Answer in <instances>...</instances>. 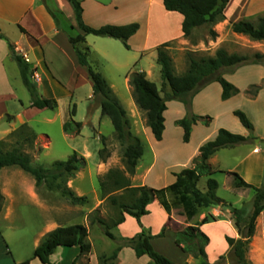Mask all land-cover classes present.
Returning <instances> with one entry per match:
<instances>
[{
	"label": "rangeland",
	"instance_id": "obj_1",
	"mask_svg": "<svg viewBox=\"0 0 264 264\" xmlns=\"http://www.w3.org/2000/svg\"><path fill=\"white\" fill-rule=\"evenodd\" d=\"M115 1L119 2L120 0H91L85 3L84 9L87 15L88 26L96 28L98 22L103 23L104 25L102 26L112 25L110 24V22L114 20L111 18L112 15L99 17L96 15L95 8L98 3L110 5V3H114ZM135 1L136 2L133 4L135 9H128V18L123 21V24L137 23L140 25L137 34L128 41L130 49H127L120 40L92 35L87 36L86 42L80 47L85 50L89 64L93 69L101 73L112 87L114 93L128 113L133 134L141 138L144 143V156L140 162L141 173L152 163L153 156L157 153L159 160L153 169L149 184H153L155 188H160L172 182V176L167 170L171 167L175 168L178 164L185 162L188 156L193 152L195 146L200 142L203 135V133L198 132L199 134H197L191 144H189L190 142L187 144L184 143V130L181 135L177 130L179 126L174 122L177 118L179 119L183 116V111L176 110L173 112L170 111V113L166 115V142L164 144L157 142L153 137L151 129L147 125L146 112L139 108L133 98L132 88L129 86L130 76L133 73H140L141 71L146 72L148 75L144 74L148 77L147 79L157 84L159 90H162L163 80L160 74V66L154 59L155 55H158V53L157 49H153L157 44H161L164 40H167L165 37H158L162 27L167 26L174 39L168 42L169 48L167 49V54L172 59L173 71L177 76L184 75L189 69L188 53H192L196 59L214 57L221 43L226 44V47L231 52H236L238 51L237 49L241 48V52L245 54L242 56L253 57L258 53H254L250 50L252 44L247 40L234 38L231 27L225 22L226 17L215 24L206 25L194 30L190 38H184L183 34H181L182 30H179L178 23V19L181 15L167 12L164 8L163 0H155L153 5L148 4L149 0ZM245 1L246 0H234L232 2V12L234 11V14H237L240 6ZM42 2L44 6L47 4L50 10L57 14L60 27L67 36L78 35L77 30H75L66 19L64 12L58 8V6L67 8L68 1L42 0ZM136 8H138L140 12L137 13ZM142 10L149 11L151 14L150 29L146 24L147 14H142ZM258 18L254 19L253 22L256 23ZM0 24L3 33L15 43L14 39L19 34L17 28L11 24ZM148 30L150 35L148 40L146 39L145 41V38L148 36ZM212 31L216 33V37H213L211 34ZM179 34L181 35L179 36ZM177 36L179 37L177 38ZM145 44L148 48L146 54L142 52ZM232 45L235 48H232ZM142 55H144V57H142ZM9 68L11 86L14 88L15 97L12 101L8 97H0V114L7 111L9 114L16 116L21 104H24L26 106L25 108L28 109L23 114L24 121H21L18 127L12 132L23 125H27L34 133L35 139L32 143H27V132L15 137H10L12 132L8 133L0 140V142L4 143V151L9 152L14 149H20L22 153L31 156L35 166H43L45 168H49L56 161L67 160L76 152L80 157L86 160V167L82 171L76 173L75 177L68 181V187L71 188L77 196H85L89 201L86 206H73L58 192H49L46 188L35 189V184L31 182L34 181L33 177L24 173L19 168H6L3 172L1 186L5 180L7 181L4 185L5 188L0 190L4 197L10 198L15 196V200L13 204H8L4 209V213L1 215L0 220V230L7 240L6 245L9 246V251H11V255L13 256L12 259H21L23 262L32 259L34 250L39 243L48 233L54 231L58 227L75 224L89 226L88 215L95 209H100L101 216L108 224H111L118 218L119 209L114 207L109 200L102 201L101 198L100 182L105 181L107 184L111 182L106 178L110 171H119L125 174V176L130 178L133 187L140 183L141 179L136 177V175L133 177L128 175L124 159L126 146L117 140L111 120L102 115L99 103L93 97L92 82L84 68L82 71L80 70L82 73L80 72L77 76H74L71 81L66 82L58 81L54 76L52 78L43 76L41 71H37L38 75L35 77V83L39 88V92L44 98L55 99L57 101L58 107L55 110H38L30 108V95L20 78L18 68L14 66L13 63H9ZM1 85L2 82H0V91ZM201 90H203V88H201ZM201 90L199 92H201ZM168 92H170V88L166 87L165 92H161V95L165 96V93ZM253 94H255V91ZM194 98L190 108L191 113L199 116L194 111L202 110V113H206L202 115V117L211 118V122H209L208 125L201 122L198 124L207 128L210 133L214 130L219 131L220 129H225L230 132L231 130H235V132H237L236 130L238 129L234 127L233 123L238 124L240 121L232 113L230 114V110L238 108L236 109L237 111L246 113L244 109H242L243 105L240 101H234L221 108L219 105L220 100L215 95H211L207 98H197L195 106L193 107ZM248 98L251 99L253 97L248 95ZM74 107H76L77 113L73 120L82 124V130L79 135L71 136L65 134L63 125L69 120L71 111ZM250 107L252 106L249 105L247 109L249 112L251 110ZM188 112L186 108L187 115ZM212 114L218 115L216 119L213 118ZM187 115L185 117H187ZM245 115L248 117L247 113ZM248 119L254 125L249 117ZM0 124L1 138V134L6 131L7 125L5 122H0ZM256 128V132L254 128L253 131L250 132L246 129L244 130V133L249 134V144L237 146L231 150H224L220 153L219 159L222 162V170H230V168L237 165L244 151L252 146L254 147V145L264 149V124L262 126L257 125ZM241 129L244 128L241 126ZM233 134L242 135L239 133ZM258 135L263 136V141L260 145H257L260 140ZM104 148H106L107 152L104 154L106 158L103 160L100 156V152ZM212 178L219 184L217 195L227 204L240 208L241 205L239 201L242 199L245 202L243 207L249 211L251 210L254 198L253 191L236 190L233 187L232 178H230V182L226 174L221 172L215 173ZM263 184L264 182L260 184V187H262ZM14 186L15 188H13ZM206 187L207 178H202L199 183V188L203 190ZM19 188H23L22 191L24 195L20 194L18 191ZM111 195H125L124 201H128L127 191L121 190ZM217 210H219V208H217ZM5 215L6 217L8 215L11 216L7 219L4 217ZM181 216L182 212L180 210L175 211L176 219H182ZM207 216L214 217L216 221L219 219L225 223V226L210 225L206 228V233L211 237V243L207 249L208 263L232 264V254L230 253V249H227L228 246L223 239V232L225 231V236L233 237L232 235L234 233H232L230 228L231 225L236 228L234 216L231 215L225 207H222L219 216H213L210 212H208ZM165 220L167 219H165L162 212H157L155 208H152V216L146 218L144 222L145 230L147 233L154 235L162 230ZM139 230L140 226L136 220L130 218L124 227L120 229L115 228L111 231L118 239V241H112L105 235L106 229L104 227L100 225L91 227L89 230V240L93 245V255L97 254L98 257L101 255H111L114 249L120 244L121 239L132 238L136 236L137 232H140ZM239 237H235V239H241L240 235ZM174 238L173 231L168 229L166 237L163 240H156L153 246L157 252L164 255L175 264H185L188 257L176 247ZM250 248L249 245L246 254L248 264H256V259L253 256L254 253L249 250ZM77 251V248H59L56 254L51 257V262L53 264H73L79 256L77 255L74 257ZM87 263V261L85 262L83 259H79L76 264ZM0 264L6 263L0 260ZM35 264H40V262L36 260ZM92 264H98V261L92 258ZM120 264H147V262H136L129 254H125ZM186 264H202V261H195L189 258Z\"/></svg>",
	"mask_w": 264,
	"mask_h": 264
},
{
	"label": "trees",
	"instance_id": "obj_2",
	"mask_svg": "<svg viewBox=\"0 0 264 264\" xmlns=\"http://www.w3.org/2000/svg\"><path fill=\"white\" fill-rule=\"evenodd\" d=\"M84 1L68 0L74 9L77 25L84 32V35H69V41L78 57L79 65L87 71L92 82L93 97L98 101L102 115L111 120L117 140L126 146L124 159L127 173L133 177L136 175L139 161L144 156V143L141 138L133 134L127 111L105 77L95 71L89 64L87 54L80 46L86 42L87 36L92 35L120 40L127 49H130L128 41L137 34L140 25L132 23L121 26L90 27L84 20ZM229 3L230 0H163V5L167 12L178 13L183 17L182 34L184 38H190L193 31L198 28L215 24L219 20L224 19ZM45 7L55 20L58 29L62 30L57 14L51 11L47 4H45ZM20 29L25 33L24 29ZM231 31L238 35L247 36L251 41L264 42V17H259L256 23L248 20L233 23ZM211 34L213 37L217 36L214 31ZM0 40H4L7 43L9 52L17 63L22 82L30 95L29 107L38 110H55L58 107L57 101L41 96L35 83L37 69L27 61L23 54L17 52L16 47L1 29ZM168 48L169 43H164L157 47V63L161 68V78L163 80L162 90H159L157 84L149 81L144 73H133L130 76L129 86L132 88L136 104L146 112L147 125L157 142L163 140L165 131L164 115L167 111V102H182L189 112L187 117L176 121V125L184 130L183 141L187 144L191 140L192 130L195 125L199 122L208 125L211 122L210 117L196 116L191 113L190 108L194 96L199 93L201 88L214 82L219 83L222 87L221 98L223 101L238 95L240 90L228 82L222 76L221 71L225 68H234L246 64H264V55L260 53L255 54L253 57L231 55L225 50L219 49L214 57L196 59L192 53H188L189 69L184 75L177 76L173 71L172 59L167 54ZM166 87L170 88V92L162 96L161 92L164 93ZM259 90V87L253 86L246 94L254 98ZM254 91L255 94H253ZM76 113V107H74L69 120L63 125V130L67 135L73 136L81 133L82 124L73 120ZM234 116L239 119L247 130L253 131V124L245 113L235 111ZM25 132L28 133L26 142L32 143L35 135L27 125H23L12 132L10 137L19 136ZM249 140L250 138L248 137L220 129L214 140L206 142L200 148V154L192 161V166L173 173L176 181L161 189H152L146 186L133 187L130 178L125 176V174L119 171H110L106 178L111 182L108 184L105 181L100 182L101 198L102 201L109 200L114 207L119 209L118 218L108 224L101 216L100 209H95L88 215L89 226L75 224L58 227L48 233L40 242L34 250L32 259L25 260L19 264H31L35 259L39 260L41 264H53L51 257L59 248H79V256L73 264H76L79 259H83L88 262L87 264H90V256L93 250L92 243L89 240L90 228L100 225L106 229L105 235L107 238L112 241H118L111 231L124 224L126 216L133 217L137 221L141 232L132 238L121 239L120 244L111 255L98 257V264H118L119 254L124 248L132 249L138 259L147 256L151 264H175L157 252L152 243L154 239L164 238L169 227H164L160 234L152 236L147 233L142 225V218L149 214L148 206L155 200L160 202L168 214H171L174 210H180L187 222L191 221L201 211L212 207L229 209L235 218V225L241 236L239 240L226 236V242L231 249L232 264H248L246 258L248 247L255 235L257 220L264 211V184L258 188L247 183L239 174L235 172L228 173L236 190H251L254 192L250 211L244 207H233L217 195L219 184L212 176L218 171L213 169L209 161L219 151L247 144ZM3 146L4 143L0 142V173L5 168H19L33 177L37 189L46 188L49 192H58L73 206H86L88 204L87 197L77 196L68 187V181L86 167V160L76 152L67 160L56 161L49 168H45L43 166H35L31 156L22 153L20 149L5 152ZM106 152V148L100 152L103 160L106 158L104 157ZM202 178H208L206 191H202L199 188V182ZM121 190L128 192L127 202L124 201L125 195H111ZM4 202L5 197L0 190V213L3 210ZM215 221L214 217L207 216L200 224L178 231L174 240L176 247L183 254L192 256L195 260H201L202 264H209L207 247L210 244V239L202 232L201 227Z\"/></svg>",
	"mask_w": 264,
	"mask_h": 264
},
{
	"label": "crops",
	"instance_id": "obj_3",
	"mask_svg": "<svg viewBox=\"0 0 264 264\" xmlns=\"http://www.w3.org/2000/svg\"><path fill=\"white\" fill-rule=\"evenodd\" d=\"M68 1V0H66ZM91 0H85L83 3V6L85 8V3L90 2ZM121 1V2H120ZM119 2L115 1L114 3H110V5H104L101 3L96 4V15L101 17L105 15H112L111 18L113 22H110L112 25H127L123 24L124 19L128 18V9H135L133 7V4L136 2L135 0H120ZM234 0H230V3L228 4V7L225 11V17L226 20L225 22L227 23L228 26L231 27L233 23L244 21V20H254L258 17H264V0H246L244 3L239 8V11L237 14H234V11L232 12V2ZM138 2V1H137ZM149 5H153L155 0H149L148 1ZM68 7L63 8L58 6L60 8L65 16L68 22L74 27L75 30H77L78 34L84 35V32L79 29L76 21V16L73 7L69 2H67ZM57 6V5H56ZM136 12H140L138 8H136ZM142 14L145 13L147 14V27L150 29L151 27V14L149 11L142 10ZM232 13V14H231ZM100 19V18H99ZM84 20L85 23L88 25V20H87V15L86 11L84 9ZM179 23V30H182V23H183V17L180 16L178 19ZM0 23L4 24H11L15 26L19 32L17 37L14 39L15 43L9 38V40L13 43V45L16 47L17 52L23 54L27 60L30 62V64L37 69V71H41V74L46 77H55L58 81H71L74 76H77L83 68L79 65L78 62V57L75 53V50L72 46V44L69 41V37L67 34L64 33L63 30H59L57 27V24L53 17L49 14L47 11L46 7L44 6L42 0H0ZM107 23V22H106ZM98 24V25H97ZM96 28L101 27L104 25L103 23L98 22ZM25 30V33L21 31V29ZM0 29H1V24H0ZM2 30V29H1ZM3 32V31H2ZM5 34V33H4ZM160 35L158 37L163 38L165 37L164 42L161 44H157L156 47L153 49H157L158 46L168 43L173 39V36L171 35L170 29L167 28V26H163L161 29V32L159 33ZM182 34V33H181ZM179 34V36L181 35ZM6 35V34H5ZM150 35V32L148 30V36L145 38L148 40V37ZM171 35V36H170ZM7 36V35H6ZM177 36V38L179 37ZM234 38H242L244 40H247L250 44H252V47L250 50L254 53H260L264 55V42H255L251 41L247 36L244 35H238L233 33ZM176 39V38H175ZM147 44V43H146ZM145 44V47L142 49V52L146 54L148 52V48L146 47L147 45ZM237 46V45H235ZM232 48H235L232 45ZM239 48V47H236ZM219 49L225 50L228 54H237V55H245L242 53V49L239 48L237 49L238 51H233L231 52L227 47L226 44L221 43L219 48L216 50L218 51ZM144 57V55H142ZM158 55L156 54L154 59L157 62ZM9 63H13L14 66H17V63L14 61L13 57L11 56L9 52V48L7 43L4 40H0V82H2L1 85V93L0 97L5 98L8 97L13 100L15 97L14 94V88L11 86V75L9 71ZM158 64V63H157ZM19 70V68H18ZM81 70V71H80ZM70 72V74H69ZM82 73V72H81ZM140 73H145L141 71ZM160 74H161V68H160ZM222 76L231 84H233L237 89L240 90V93L231 99L227 101H223L221 96H222V87L219 83L214 82L211 83L210 85L206 86L199 92L193 101V107L195 106V101L197 98H207L211 95H215L220 101L219 105L222 108L223 106H227V104H231L234 101H240L243 105L242 109L247 113L248 117L252 120L254 123L253 128L255 129V132L257 130V125H263L264 124V64H246L234 68H225L221 71ZM19 75L21 78V74L19 71ZM38 75V72L36 73ZM66 75V76H65ZM148 75V74H146ZM147 77V76H146ZM148 78V77H147ZM257 86L260 87V90L257 94L256 97L254 98H248V95L246 94L247 91L250 90L251 87ZM249 105L252 106L250 107V112L248 109ZM26 106L24 104H21V107L19 108V111L16 116L9 114L7 111L3 112L0 114V122H5L6 123V131L1 134V138H4L8 133H11L13 130H15L20 122L24 121V112L28 109L25 108ZM247 107V108H246ZM30 109V108H29ZM194 109V108H193ZM234 108L230 110V114L232 113L234 115V112L237 111ZM183 111V116L181 118H177L174 122L181 120L183 117H185L186 114V107L182 102L179 101H169L167 102V111L165 112V131L163 134V140L159 143L164 144L166 142V136H167V119L166 115L167 113H170V111ZM255 110V111H253ZM202 110L194 111L197 113V115L202 116L206 113H202ZM245 113V114H246ZM211 115V114H210ZM213 118L216 119L218 116L217 114H212ZM11 118V121H10ZM237 118V117H236ZM239 120V119H238ZM173 122V123H174ZM235 122V121H234ZM234 127L238 130L235 132V130H231L233 133H239L244 135L245 137H248V133H244V130L246 129L241 122L236 124L233 123ZM241 124V125H240ZM1 125V124H0ZM242 128L244 129H241ZM177 129L180 134L182 135L183 129L178 127ZM228 129V128H226ZM230 130V129H229ZM247 130V129H246ZM250 132L249 130H247ZM184 132V131H183ZM198 132L203 133L202 139L200 142L195 146L193 152L188 156V158L185 160V162H182L181 164H178L177 166L169 168L167 171L170 173L172 176V182L167 184L164 187L160 188H155L153 184L150 183V177L153 172V169L156 166L157 161L159 160V157L157 153L154 154L153 156V161L152 163L144 169V172L141 173V165L140 162L142 159L139 161V165L136 169V177L141 179V182L136 184L134 187H148L152 189H161L168 187L169 185L173 184L176 181L175 176L173 173L175 172H180L184 168H189L192 166V161L199 156L200 148L208 141H212L216 138L218 130H214L210 133V131L203 127L202 125L198 124L193 127L192 130V135H191V140L190 143L196 138ZM184 135V133H183ZM260 137V140L258 141L257 145H260V143L263 141V136L258 135ZM214 138V139H213ZM249 144V143H247ZM245 145V144H244ZM236 148V147H235ZM234 148H228V149H223L219 151L217 154H215L211 159H210V164L213 167L215 171L218 172H223L226 174L227 178H231L228 173L235 172L239 174L247 183L260 188V184L264 182V149L261 148L260 146H252L251 148H248L246 151H244L242 157L240 158V161L237 165H235L233 168H230V170H222L221 166V160L220 158V153L224 150H231ZM6 169V168H5ZM3 169L0 173V189L2 190L4 185L6 184V181L2 183V178H3ZM208 180V178H207ZM201 181V180H200ZM32 183L35 184V180L31 181ZM231 182V179H230ZM200 183V182H199ZM16 186V185H15ZM15 186L13 188H15ZM37 189V188H35ZM23 188H19L18 191L20 194L24 195L23 193ZM207 187L204 188L202 191H206ZM241 194V193H240ZM15 196H12L10 198L5 197V204L3 206V210L0 213V220H1V215L4 213V209L8 204H13L14 203V198ZM239 204L241 205L240 208H242L245 204V202L240 199ZM152 208H155L157 212H162L165 216V222H164V227L168 226V229H171L174 233V237L176 236V233L178 231H181L189 226H196L202 222V220L207 217L208 212L212 214L213 216L220 215L221 214V209L222 207H212L208 209V211L203 210L201 211L196 217H194L191 221L187 222L186 218L182 215V219L180 218L179 220L176 219L175 217V211L174 210L171 214H168L165 209L162 207L160 202L158 200H155L153 203H151L148 206V212L149 214L145 217L142 218V225L144 227V222L145 219L152 216ZM219 208V210H217ZM229 211V209H228ZM230 213V211H229ZM231 214V213H230ZM232 215V214H231ZM11 215H6L4 216L5 218L9 219ZM130 216H126V222L119 226L118 228L124 227L128 221L130 220ZM217 218V217H216ZM137 222V221H136ZM210 225H223L225 226V223L220 221L219 219L215 222H211L209 224H206L201 227L202 232H204L210 239L211 243V237L206 233V228ZM88 226V225H86ZM176 227V228H175ZM257 230L255 233V236L252 238V242H250V249L251 252H253V256L256 259V264H264V211L263 213L259 216L257 220ZM145 228V227H144ZM162 228V229H163ZM175 228V229H174ZM167 229V230H168ZM229 229V228H228ZM231 231L234 233L232 236L239 237L238 230L231 225ZM141 232V228L139 230ZM162 231V230H161ZM158 232L152 236H157L158 234L161 233ZM140 232H137L139 234ZM167 232V231H166ZM136 234V235H137ZM166 237V235H165ZM164 237V238H165ZM230 237V236H229ZM231 237V238H233ZM164 238L160 239H154L152 241L153 245H155L156 240H163ZM240 238V237H239ZM238 238V239H239ZM223 239L226 241V236H225V231L223 232ZM175 240V238H174ZM227 243V242H226ZM7 240L3 236L0 230V260L5 262L6 264H19L22 262L21 259H12L13 256L11 255V251H9V246L6 245ZM40 244V243H39ZM210 245V244H209ZM228 246V244H227ZM93 247V245H92ZM209 247V246H208ZM207 247V249H208ZM78 251L75 254L74 257L79 255L80 251L79 248H77ZM227 249H230L229 246ZM226 249V250H227ZM94 252V249L92 250ZM231 251V249H230ZM57 252V251H56ZM55 252V254H56ZM93 252L90 256V264H92V258H94L96 261H98V255H93ZM54 254V255H55ZM125 254H129L131 257H133L136 262H142L146 261L147 264H151L150 259L145 256L143 258L138 259L135 255V252L132 249L129 248H124L118 258V264L121 263L122 258ZM53 255V256H54ZM188 259L192 258V256L187 255ZM74 259V258H73ZM188 259L186 260L185 264L188 263ZM37 259L33 260L31 264H35V261ZM195 260V259H194ZM39 261V260H38ZM74 261V260H73ZM196 261V260H195ZM41 264V263H40Z\"/></svg>",
	"mask_w": 264,
	"mask_h": 264
},
{
	"label": "built area",
	"instance_id": "obj_4",
	"mask_svg": "<svg viewBox=\"0 0 264 264\" xmlns=\"http://www.w3.org/2000/svg\"><path fill=\"white\" fill-rule=\"evenodd\" d=\"M27 59V58H26ZM28 61V60H27Z\"/></svg>",
	"mask_w": 264,
	"mask_h": 264
}]
</instances>
